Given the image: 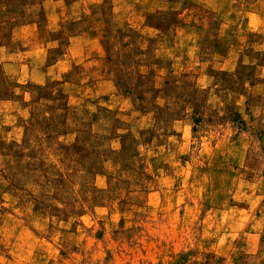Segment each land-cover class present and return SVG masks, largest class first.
Masks as SVG:
<instances>
[{"label": "rangeland", "instance_id": "374dc122", "mask_svg": "<svg viewBox=\"0 0 264 264\" xmlns=\"http://www.w3.org/2000/svg\"><path fill=\"white\" fill-rule=\"evenodd\" d=\"M0 264H264V0H0Z\"/></svg>", "mask_w": 264, "mask_h": 264}]
</instances>
